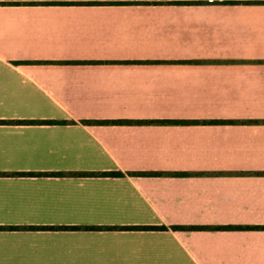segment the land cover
I'll return each instance as SVG.
<instances>
[{"label":"crops","instance_id":"obj_1","mask_svg":"<svg viewBox=\"0 0 264 264\" xmlns=\"http://www.w3.org/2000/svg\"><path fill=\"white\" fill-rule=\"evenodd\" d=\"M0 264H264V0H0Z\"/></svg>","mask_w":264,"mask_h":264},{"label":"trees","instance_id":"obj_2","mask_svg":"<svg viewBox=\"0 0 264 264\" xmlns=\"http://www.w3.org/2000/svg\"><path fill=\"white\" fill-rule=\"evenodd\" d=\"M171 121V120H169ZM173 122H191L189 120H172ZM19 122H32V121H19ZM117 122V121H116ZM114 172H117V171H114Z\"/></svg>","mask_w":264,"mask_h":264}]
</instances>
